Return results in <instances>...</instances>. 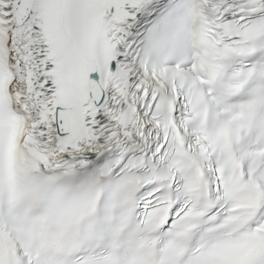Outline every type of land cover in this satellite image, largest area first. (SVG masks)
I'll list each match as a JSON object with an SVG mask.
<instances>
[{"label":"snow or ice","instance_id":"obj_1","mask_svg":"<svg viewBox=\"0 0 264 264\" xmlns=\"http://www.w3.org/2000/svg\"><path fill=\"white\" fill-rule=\"evenodd\" d=\"M0 264H264V0H0Z\"/></svg>","mask_w":264,"mask_h":264}]
</instances>
